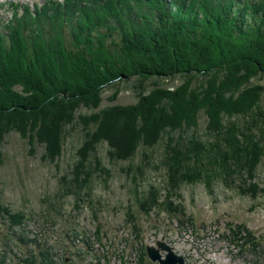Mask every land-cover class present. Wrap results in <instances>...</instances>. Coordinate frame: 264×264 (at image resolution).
<instances>
[{
    "label": "trees",
    "instance_id": "16d2710c",
    "mask_svg": "<svg viewBox=\"0 0 264 264\" xmlns=\"http://www.w3.org/2000/svg\"><path fill=\"white\" fill-rule=\"evenodd\" d=\"M7 4L11 16L0 19V145L15 131L29 145H42V158L54 161L70 129L81 125L69 180L75 188L89 187L97 170L108 172L96 151L106 142L113 161L132 160L139 152L147 157L162 145L159 163L168 190L239 178L240 193L255 197L264 191L256 183L244 187L264 157V85L253 82L264 74V0ZM121 86L134 90L136 100L101 106L103 89L114 88L113 101ZM82 107L90 112H79ZM200 114L206 117L202 133ZM138 186L134 198L145 214L154 207L182 214L168 195L161 200L157 188L142 193ZM0 215L10 230L27 220L4 203ZM19 232L16 238L29 243ZM229 232L240 255H253L246 264H264V236L244 224ZM26 254L16 263L57 264L43 250ZM6 255L3 249L0 264H8ZM137 255L136 264H154L142 244Z\"/></svg>",
    "mask_w": 264,
    "mask_h": 264
},
{
    "label": "rangeland",
    "instance_id": "374dc122",
    "mask_svg": "<svg viewBox=\"0 0 264 264\" xmlns=\"http://www.w3.org/2000/svg\"><path fill=\"white\" fill-rule=\"evenodd\" d=\"M8 1L0 0L4 5L0 8L2 20L11 16ZM16 1L31 5L44 0ZM180 81L177 78L174 83ZM253 82L264 85V74ZM113 90L103 89L101 106L136 100L134 90L121 86L116 99L109 101ZM260 105L264 108V92ZM79 112L90 110L82 107ZM205 121V115L200 114V133L205 130ZM82 137L81 125L71 128L61 155L48 161L42 158V145H29L15 131L5 135L0 145V203L25 213L27 220L16 227V235L20 231L31 239L23 245L11 237L8 220L0 215V255L3 249L7 251L8 264H17L13 252L21 253L23 249L24 256L28 250H43L48 260L57 264H136L137 247L142 244L145 252V246L155 245L157 240L169 244L186 264H246L252 260L250 253L240 255L226 234L230 227L244 224L255 235L264 236V191H258L255 197L240 193L239 178L233 182L214 179L210 184L183 183L177 190H168L167 173L159 163L162 145H157L152 153L147 151V157L139 152L132 160L113 161L107 156L106 142H100L96 151L108 172L97 170L91 175L89 187L75 188L69 180L73 178L75 150ZM250 183L264 188V157L255 177L247 179L244 187L249 188ZM136 185L142 193L157 188L161 200L169 197L173 205L182 207V214L156 207L145 214L134 198ZM74 191L80 192L79 198ZM129 212L136 218L134 222L130 221ZM76 231L79 235L73 237ZM145 256L150 261L146 253Z\"/></svg>",
    "mask_w": 264,
    "mask_h": 264
},
{
    "label": "water",
    "instance_id": "95a60500",
    "mask_svg": "<svg viewBox=\"0 0 264 264\" xmlns=\"http://www.w3.org/2000/svg\"><path fill=\"white\" fill-rule=\"evenodd\" d=\"M162 251L165 252L164 256ZM145 253L150 261L158 264H186L183 256L175 253L169 244L161 240H157L155 245H146Z\"/></svg>",
    "mask_w": 264,
    "mask_h": 264
},
{
    "label": "flooded vegetation",
    "instance_id": "af4514ba",
    "mask_svg": "<svg viewBox=\"0 0 264 264\" xmlns=\"http://www.w3.org/2000/svg\"><path fill=\"white\" fill-rule=\"evenodd\" d=\"M22 231L24 233V230H22ZM9 233H10V236L11 237H16V229H11V230L9 229ZM13 256L16 259L15 262H17L20 259L24 258V249H23V251L21 253H15V252H13ZM17 264H19V263H17Z\"/></svg>",
    "mask_w": 264,
    "mask_h": 264
}]
</instances>
